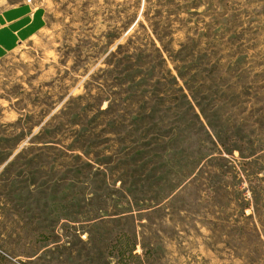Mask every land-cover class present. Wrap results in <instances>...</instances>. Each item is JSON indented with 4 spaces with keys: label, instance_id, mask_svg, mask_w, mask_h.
<instances>
[{
    "label": "rangeland",
    "instance_id": "1",
    "mask_svg": "<svg viewBox=\"0 0 264 264\" xmlns=\"http://www.w3.org/2000/svg\"><path fill=\"white\" fill-rule=\"evenodd\" d=\"M11 3L25 4L0 2V264H264V0H32L25 15ZM184 46L187 72L203 66L192 56L212 60L199 103L211 89L238 97L225 106L211 96L205 108H223L215 125L243 137L223 143L211 131L177 74ZM137 61L159 67L157 80ZM130 68L145 85L120 81ZM179 88L209 135L196 122L202 134L181 147L194 174L174 168L147 188L138 168L116 164L147 149L136 114L153 112L170 141L185 108ZM68 101L108 131L93 139L90 169L60 151L80 127L60 113ZM110 119L133 138L109 132Z\"/></svg>",
    "mask_w": 264,
    "mask_h": 264
},
{
    "label": "trees",
    "instance_id": "2",
    "mask_svg": "<svg viewBox=\"0 0 264 264\" xmlns=\"http://www.w3.org/2000/svg\"><path fill=\"white\" fill-rule=\"evenodd\" d=\"M193 41V40H192ZM190 50V48L184 46L182 48V51H178V58H180V60L182 61V63L184 65H180L177 66V74L179 76V78L183 81V83L185 84V86L187 87V89L189 90L191 97L193 99V101L199 106L200 111L202 112V114L205 116L206 118V122L208 124V126L210 127L211 131L213 132V134L216 136V138L220 141L223 142V140H234L235 138H241L243 137V135H240L241 130L240 129H236L235 131H233V129H229L227 128L225 125L220 124V126L215 125L217 122L215 119V114L218 112H221L222 109L220 110H213L209 111L210 114H208L207 109L205 108V106L208 105H216V103H213L214 100H211V98L214 97H218V100H229L234 102L238 97H236L234 94L232 95H224V94H220L217 95L215 91V89H211V93L212 95H208L207 97H202L205 98L206 100V105H201V103H199L198 99H197V91L198 88H208V85H206V81L209 80L208 77H201L202 76V72H209L210 68L213 66L212 65V60L209 61L208 56L206 54H200L198 59L193 58L194 60H198L197 62H200L201 59H203V66H201L198 69H195V71H193L194 73L187 72L189 69L192 70V67L194 66L193 62L191 61L190 63H186L185 61V57H186V53H188ZM155 52L157 53V56H159L160 62L165 63V60L163 59V55L161 53V51L159 49H155ZM140 56L142 57L141 54L136 53V57ZM136 61V60H135ZM138 64H136V66L142 68H144V70L146 71L145 75L146 79L149 78L151 80H157V74H156V66H148V67H144V63H141L140 61H137ZM186 63V65H185ZM185 68V69H184ZM208 68V70H207ZM160 69V68H159ZM136 69L135 68H130V71H126L124 74L121 75V79L120 81H124L126 82V84H128V86L130 88L134 87H140L145 85V83H143V80H139V81H135L136 79L134 78L135 73H136ZM204 73V72H203ZM208 73H206L207 75ZM222 78V77H219ZM171 80L173 81V83H175L176 85L178 84V80L176 79L175 76L171 75ZM219 86H221V83L219 84ZM179 91L181 92V99L183 101H185V108H184V112L182 111H178V113H176L175 118L176 121H174V126L177 123L180 127L178 129H175V131L173 132L174 134L172 135V137L169 139L170 141H164V139L162 138L163 135L158 131H155V126L157 125L155 122L157 121L158 117H154V113H147V112H142L139 114H136L135 117H133L134 123L133 126H135L136 130H134V132L137 134L138 139L139 138H145L146 141V145H147V149L142 150V149H135L133 151H129L128 153H126L127 155H124L121 159V162L119 164L118 168H124V172H128L130 170H132L133 172L136 171V168H138L141 171V176L142 177H147L145 179V181H147L146 183V187H153V188H158L159 186L165 184L162 183L161 181V177H158L159 175H163L164 172H168L172 171L174 168L177 170V174H181L182 178L185 177L186 174H194L195 170H196V160L194 161V159L190 158L187 154L183 153L181 147L184 145H190L192 143L195 144V142H197L198 136L202 134V130L203 133L205 135H209L206 134V131L204 126L202 125L201 121L198 119L197 114L195 113V109L193 107V105L191 104V101L188 100V97L186 94L182 93L183 89L179 88ZM134 99L133 101L137 102L141 97L138 94H135V90L133 91V93H131ZM136 95V96H135ZM214 96V97H211ZM230 96V98H229ZM222 98V99H221ZM101 102L102 99L98 98L95 101V105H93V107L97 108L99 110V112L101 113H108L111 109L110 106H107L104 109H101ZM222 104H227L225 101H221ZM81 105H79L78 107H73L71 108V105L69 104V101L67 103H65L64 108L60 110V113H66L69 114V120L72 124H79L80 127L78 130L75 131V136L74 139L72 140V142L67 146V150L66 151H61L62 155L65 156H69L71 158L77 159L78 161H80L83 165H85V167H87L88 169H90L93 164L90 161H93L92 159L89 158V152L91 150V147L93 146V139L95 138V136H100V135H105L106 132L104 129L100 130L103 125H101L102 127H100L99 131H97L98 126L94 125L96 124L94 121L93 117L88 118L87 116V107H85V105H83L82 107H80ZM141 106V105H140ZM226 106V105H225ZM218 107V106H217ZM219 107H221L219 105ZM71 111V112H70ZM191 112V117L189 119H186L185 116H189ZM212 112V113H211ZM210 117L213 118L211 121ZM151 118L153 119V121H151ZM146 119H150L148 122ZM190 120V121H188ZM195 120V123L194 121ZM196 122L197 124L199 123V125L201 126L200 128L196 129ZM88 125H93V127H89ZM107 125L109 126V128H115L114 131L109 130V132H113L115 134V136H118V134H124L125 136H128L130 138H133L132 135H130V133L132 131H128L126 129H124V123H122L121 121L119 122L118 120L115 119H110V121H108ZM177 125V126H178ZM122 127V128H119ZM91 128V129H90ZM238 128V127H237ZM122 130V131H121ZM178 132H180V134H178ZM21 135H18L14 140L15 141H19L21 138ZM123 137V138H124ZM123 138H121L123 140ZM135 138V137H134ZM147 138L149 139V141H147ZM2 139V138H1ZM135 140V139H134ZM191 142V143H190ZM226 141H224L223 143H225ZM181 144V145H180ZM190 145V146H192ZM168 149H170L171 151H169ZM80 153H77V152ZM197 155L198 153L195 152ZM200 154V153H199ZM85 157V158H84ZM137 158V159H134ZM132 160H139L138 163H136L133 167L130 166ZM191 160V161H190ZM95 161V160H94ZM166 161H170V166H168L167 168H165L162 164H166ZM167 162V164H168ZM79 170H81V168H79ZM122 170V169H121ZM79 172V171H76ZM144 181V180H143ZM169 185V183H168ZM172 185V184H171ZM170 185V186H171ZM178 185V184H177ZM171 187L169 189V194L174 191L176 189V186ZM167 186V185H166ZM142 187H144V185H142ZM145 188V187H144ZM163 190V189H162ZM167 194V195H169ZM163 198H166L163 197ZM163 198L159 199L158 202L160 200H162Z\"/></svg>",
    "mask_w": 264,
    "mask_h": 264
},
{
    "label": "crops",
    "instance_id": "3",
    "mask_svg": "<svg viewBox=\"0 0 264 264\" xmlns=\"http://www.w3.org/2000/svg\"><path fill=\"white\" fill-rule=\"evenodd\" d=\"M0 2L6 4V3L9 2V0H0ZM22 3H25V2L22 1ZM25 4H27V3H25ZM25 4L20 5V6H17V5H14V4L11 3L10 5L13 6V9H8V11L12 12V10L16 9V10L22 11L23 12V15H25V14H27V11L23 9L25 7ZM31 15L32 14H30L28 16H31Z\"/></svg>",
    "mask_w": 264,
    "mask_h": 264
},
{
    "label": "built area",
    "instance_id": "4",
    "mask_svg": "<svg viewBox=\"0 0 264 264\" xmlns=\"http://www.w3.org/2000/svg\"><path fill=\"white\" fill-rule=\"evenodd\" d=\"M21 1L28 3V4H30L32 2V0H21Z\"/></svg>",
    "mask_w": 264,
    "mask_h": 264
}]
</instances>
